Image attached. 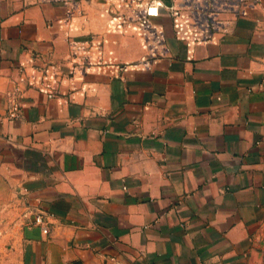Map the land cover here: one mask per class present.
<instances>
[{"label":"crops","instance_id":"crops-1","mask_svg":"<svg viewBox=\"0 0 264 264\" xmlns=\"http://www.w3.org/2000/svg\"><path fill=\"white\" fill-rule=\"evenodd\" d=\"M153 1L0 0V231L17 264H264V0L209 40L162 10L159 60L136 16Z\"/></svg>","mask_w":264,"mask_h":264},{"label":"built area","instance_id":"built-area-1","mask_svg":"<svg viewBox=\"0 0 264 264\" xmlns=\"http://www.w3.org/2000/svg\"><path fill=\"white\" fill-rule=\"evenodd\" d=\"M47 3L58 4L64 7L76 8L81 11V0H42ZM261 0H155L143 12L137 13V19L143 22L146 31L147 47L152 59L159 60L168 54L165 30L160 25L153 24L152 20L160 16L163 10L174 19H180L182 13H188L193 27L200 33L203 40L212 38L214 32L225 31L232 17L244 16L250 10L256 9ZM9 117L18 120L25 108L24 98L19 87H15L8 94ZM36 223L48 234V224L42 215Z\"/></svg>","mask_w":264,"mask_h":264},{"label":"rangeland","instance_id":"rangeland-1","mask_svg":"<svg viewBox=\"0 0 264 264\" xmlns=\"http://www.w3.org/2000/svg\"><path fill=\"white\" fill-rule=\"evenodd\" d=\"M16 233L0 231V264H17L19 257V241Z\"/></svg>","mask_w":264,"mask_h":264}]
</instances>
